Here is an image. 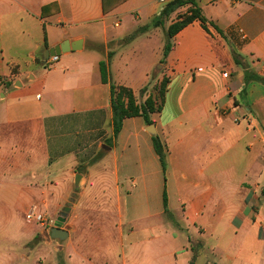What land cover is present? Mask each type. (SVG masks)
<instances>
[{"label": "crops", "instance_id": "crops-1", "mask_svg": "<svg viewBox=\"0 0 264 264\" xmlns=\"http://www.w3.org/2000/svg\"><path fill=\"white\" fill-rule=\"evenodd\" d=\"M197 3L162 64L159 0H0V264H264V0ZM164 78L114 138L111 86ZM68 206L59 259L26 215Z\"/></svg>", "mask_w": 264, "mask_h": 264}, {"label": "trees", "instance_id": "trees-1", "mask_svg": "<svg viewBox=\"0 0 264 264\" xmlns=\"http://www.w3.org/2000/svg\"><path fill=\"white\" fill-rule=\"evenodd\" d=\"M126 1L127 0H103V11L105 14H107ZM186 7L188 8L187 11L183 14L177 15L176 20L173 21V23H171L166 29L165 25L170 21L172 15ZM197 20L200 21L206 28L208 21L203 16L202 10L198 5L197 0H173L164 8L160 17H158L153 23L154 27L163 28L165 31L166 43L163 51L162 64H165L166 59L174 48L173 40L175 36L184 28ZM101 70L103 81L105 82L107 73L104 64H101ZM168 82L169 80L164 78L156 89L157 95L155 94L149 96L143 103H139L134 92L130 88L119 87L115 85L111 86V102L114 115V138H117L121 132L123 121L125 119L142 117L145 119L146 123L151 124L150 115L159 113L163 107ZM146 90L144 89L142 91V96L145 94ZM112 141L113 139H109L107 141L108 146L112 144ZM155 148L165 171V154L163 153V150L161 149L157 139H155Z\"/></svg>", "mask_w": 264, "mask_h": 264}, {"label": "water", "instance_id": "water-1", "mask_svg": "<svg viewBox=\"0 0 264 264\" xmlns=\"http://www.w3.org/2000/svg\"><path fill=\"white\" fill-rule=\"evenodd\" d=\"M81 42H78L76 44L74 43H69V42H64L63 44H61L60 46L58 47H55L53 49H50L48 52H47V57L48 58H53V57H57V56H60L61 54H65V53H68L70 51H78L81 49ZM154 126L151 125L149 126V129L148 131L152 134V135H156L155 133V130H154ZM77 184L78 181H77ZM70 211V207H66L64 209V212L62 213V215L57 219V223L54 225V227L50 230V237L51 239L53 240H56V241H64L67 239L68 237V233L66 230H63V226H64V223L66 222V214Z\"/></svg>", "mask_w": 264, "mask_h": 264}, {"label": "rangeland", "instance_id": "rangeland-1", "mask_svg": "<svg viewBox=\"0 0 264 264\" xmlns=\"http://www.w3.org/2000/svg\"><path fill=\"white\" fill-rule=\"evenodd\" d=\"M187 7L186 8H184V9H182V10H180V11H178L177 13V15H179L180 13L181 14H183V13H185L186 11H187ZM127 23H130V21L128 20L127 22H126V26H127ZM167 25V26H166ZM166 25H165V28L167 29L168 27H169V25H170V21L169 22H167L166 23ZM156 95H157V92H156ZM240 121H243L244 122V118L242 117V116H240V119H239ZM106 144H107V141H104ZM94 151V153L95 154H97V155H95V158L94 159H97L98 158V156L102 153V150H99L98 148L96 149V150H93ZM105 152V151H104ZM93 160V159H92ZM82 170V172L84 171L85 172V167L84 168H82L81 169ZM32 212V211H31ZM28 213H30V212H28ZM27 213V214H28ZM62 213H63V211H62ZM62 213H58L56 216H54V215H49V217H47L46 215V218H47V220L48 221H52L53 223H54V225L57 223V216L58 217H60L61 215H62ZM54 225L52 226V228L54 227ZM45 228H47V227H45ZM47 235V234H46ZM48 237L49 238H51L50 237V233H48ZM54 246H55V248H54V254L56 255V256H58V258L59 259H61V254H62V252H61V243L60 242H58V241H55L54 242ZM61 264V263H60Z\"/></svg>", "mask_w": 264, "mask_h": 264}, {"label": "built area", "instance_id": "built-area-1", "mask_svg": "<svg viewBox=\"0 0 264 264\" xmlns=\"http://www.w3.org/2000/svg\"><path fill=\"white\" fill-rule=\"evenodd\" d=\"M172 1L171 0H159V3L163 5L162 11ZM115 26L118 27V24H115ZM57 60H58V57H53V59H52V61H57ZM26 218L28 221H30V222L34 221V222H36V223H38L44 227H52L54 225V223L52 221H48L44 215L38 214L34 211L28 213L26 215Z\"/></svg>", "mask_w": 264, "mask_h": 264}]
</instances>
